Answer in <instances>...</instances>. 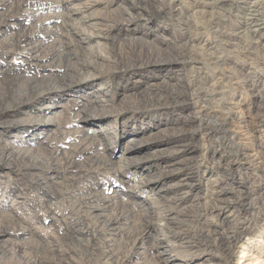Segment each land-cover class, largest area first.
I'll list each match as a JSON object with an SVG mask.
<instances>
[{
    "label": "rangeland",
    "instance_id": "1",
    "mask_svg": "<svg viewBox=\"0 0 264 264\" xmlns=\"http://www.w3.org/2000/svg\"><path fill=\"white\" fill-rule=\"evenodd\" d=\"M263 23L264 0H0V76L7 69L15 78L6 85L0 77V114L10 115L1 123L19 122L0 126V147L54 161L59 171L75 163L46 190L0 162V264H264ZM50 78L70 86L52 92L43 81ZM31 87L41 95L24 102ZM169 90L182 91L176 105L163 100ZM77 91L108 101L109 116L94 110L76 120L67 104ZM84 130L99 145L86 142L88 152L69 157ZM130 150L137 158L116 165ZM102 157L112 164L95 163ZM85 196L105 200L112 217L139 201L153 215L172 209L169 223L185 241L171 244L174 233L158 224L135 243L124 233L97 235L93 214L75 204ZM133 213L124 228L141 210ZM72 230L81 238L64 241ZM236 234L225 257L220 236ZM243 251L249 256L240 259Z\"/></svg>",
    "mask_w": 264,
    "mask_h": 264
},
{
    "label": "bare ground",
    "instance_id": "2",
    "mask_svg": "<svg viewBox=\"0 0 264 264\" xmlns=\"http://www.w3.org/2000/svg\"><path fill=\"white\" fill-rule=\"evenodd\" d=\"M7 1V0H6ZM162 1V0H160ZM165 1V0H164ZM170 2V1H169ZM167 2L166 5H169L170 3ZM260 2V1H258ZM257 2V3H258ZM22 3V2H21ZM172 3V2H171ZM255 3V2H254ZM256 3V4H257ZM262 3V2H261ZM230 4V3H229ZM171 5V4H170ZM162 6V5H160ZM171 7V6H170ZM217 7V6H216ZM219 7V6H218ZM159 8V7H158ZM135 9V8H134ZM168 9H170L168 7ZM164 10V9H163ZM257 10V9H256ZM168 11V10H167ZM166 11V12H167ZM170 11V10H169ZM228 11V10H227ZM172 12V11H171ZM250 12V11H249ZM255 12V11H254ZM175 14V13H174ZM128 17H129V14L127 13ZM260 15V14H259ZM172 16V15H171ZM262 16V15H261ZM209 18V17H208ZM10 19V18H9ZM124 20V19H123ZM170 20V18H169ZM103 23V22H102ZM171 23V22H170ZM104 24V23H103ZM225 24V23H224ZM264 24V23H263ZM227 26V25H226ZM216 27V26H215ZM224 28V27H223ZM232 29V28H231ZM218 31V29H217ZM245 31V30H244ZM258 31L262 32V28L260 27V29H258ZM264 31V30H263ZM127 32V31H126ZM217 33V32H216ZM229 34V33H228ZM244 34V32H243ZM221 35V34H220ZM228 36V35H227ZM243 36V35H242ZM261 37H264V35H261ZM217 38V37H216ZM23 41H26V38L25 39H22ZM246 42V41H245ZM18 43H20V40H10L8 44L9 47H14V46H18ZM21 43H23L21 41ZM252 43V42H251ZM29 44V43H28ZM38 44L37 42L33 43L32 46L28 49L29 52L33 51V52H36V49L38 47ZM247 44V42H246ZM256 44V43H255ZM209 46V45H208ZM237 46V45H236ZM248 46V45H247ZM62 47V46H61ZM201 48V46H200ZM182 49V48H181ZM202 49V48H201ZM205 49V48H204ZM207 49V47H206ZM195 53V52H194ZM193 53V54H194ZM211 53V52H210ZM71 54V53H70ZM182 54V53H181ZM192 54V55H193ZM13 55V54H12ZM28 55V54H27ZM207 55V54H206ZM65 59L68 58V60L70 59V55L69 54H65ZM182 57V56H181ZM193 57V56H192ZM72 58V57H71ZM180 58V57H178ZM149 59V58H148ZM147 59V60H148ZM194 59V58H193ZM220 60V58H218ZM44 60V58H40L38 59V57H32L31 58V61L34 63L38 62V61H42ZM78 60V59H77ZM216 60V59H215ZM195 61V60H193ZM197 61V60H196ZM195 61V62H196ZM205 61V60H204ZM208 61V60H207ZM150 62V61H149ZM190 62V61H189ZM77 63V62H76ZM197 63V62H196ZM199 63V61H198ZM41 64V63H40ZM202 64V62L200 63ZM204 64V63H203ZM79 65V64H78ZM194 65V64H193ZM209 65V64H207ZM40 66V65H38ZM205 65H203L204 67ZM202 67V66H200ZM193 69V68H192ZM199 69V67H198ZM197 69V71H198ZM201 70V69H200ZM4 71V70H2ZM75 71V70H74ZM191 71V70H190ZM194 71V70H192ZM203 71V70H202ZM196 72V71H195ZM194 73V72H193ZM21 74V73H20ZM194 75V74H193ZM196 75V74H195ZM2 79L1 81L3 83H5L6 85H10L11 82L14 81V79L11 77V74L9 73V71H7V69L5 70L4 73H1V76ZM86 80V79H85ZM85 80H82V82H84ZM43 81H46V87L47 89H51L52 92H63L68 86H70V84H66L64 82V79H58V81H56V79H47V80H43ZM34 83H36V80H32V81H29L28 83V86L29 84L30 85H33ZM65 83V84H64ZM69 83V82H68ZM218 83V82H217ZM216 83V84H217ZM4 85V84H3ZM50 85V86H49ZM199 85V84H198ZM2 86V85H1ZM197 86V85H196ZM195 86V87H196ZM215 86V85H214ZM217 86V85H216ZM45 87V88H46ZM212 87H213V84H212ZM32 90H30L29 92L26 91V88L24 91L25 94L23 96H21V99L24 98V102H27L28 100H30L31 98H34V97H39L41 95V91L38 92V89L36 91V89H34L33 87H31ZM184 88V87H183ZM197 88V87H196ZM214 88V87H213ZM54 89H57V90H54ZM198 89V88H197ZM200 89V88H199ZM101 92L100 93H104L103 91L106 90V88L104 87H101ZM167 90V89H165ZM195 90V89H194ZM201 90V89H200ZM211 90V89H210ZM161 91V90H160ZM174 91H179V90H169L168 92H165L162 94L164 95L165 98H163L164 101H166V103L168 104H171V105H176L179 101H181L182 99V96H180L182 94V91L180 90L179 93L176 95L174 94ZM212 91V90H211ZM223 91V90H222ZM185 92V91H184ZM215 92V91H214ZM80 93V92H79ZM78 91L75 92V94L73 95L74 97V100H72L69 104H67V109L70 113V111H73L72 114H70L71 116H73L76 120H80V121H85L87 122L88 119H89V116L92 115V111L96 110L99 114H102L104 116H109L107 113H104L103 112V109H104V106H103V102H108V101H104L102 99H100V101H96L94 99L92 100H87L85 99V95L84 94H79ZM186 94V93H185ZM212 94V92H211ZM99 97V96H98ZM98 97H94V98H97ZM102 98L104 96H101ZM259 97V96H258ZM100 98V97H99ZM111 98V97H109ZM110 102V101H109ZM209 102V101H208ZM214 102V101H213ZM23 102L20 101V103L18 102H15L13 104H11V107L12 108H15L17 105H20L22 104ZM68 103V102H67ZM1 105V103H0ZM10 117V115L7 114H0V126H3V125H7L9 127L13 126L14 124H17V123H14L11 122V123H1V122H4L3 119L4 118H8ZM61 117V115L59 116V118ZM52 121V119H51ZM56 121V120H55ZM67 121V120H66ZM42 122H47V121H42ZM51 124H54V123H51ZM76 124V123H75ZM82 124V123H81ZM55 125V124H54ZM85 126V125H84ZM56 129H58L59 127V124L56 125ZM81 127V126H80ZM18 129V128H16ZM60 129V128H59ZM77 132H79L77 130ZM81 132H84L83 133V137L80 138L78 141H80V144H76V146L73 148L75 150H72L70 151L69 153V157H77L78 155H84L87 151V148L88 147H83L84 144H86V142H89V141H97V145H99V141H100V136L96 135V136H89L90 135L89 133H87V131H81ZM100 134L102 133V131H95L94 134ZM128 133H130V140L132 141V144L137 142V137L135 136V132L134 130L133 131H128ZM214 134V133H213ZM79 137H80V133L78 134ZM76 136V135H75ZM82 136V135H81ZM220 140V139H219ZM77 141V142H78ZM11 143V142H10ZM79 143V142H78ZM229 143V142H228ZM83 144V145H82ZM230 144V143H229ZM89 145V144H88ZM10 146V145H9ZM8 145L6 146H3V147H0V162L7 166L9 164H13L15 167L13 168L14 171L16 172L17 176L21 177V181L24 180V182H26V184H36L38 186H45L43 188H46V190L52 186L54 184V180L55 179H58L59 176L62 177L63 174H60L59 172L62 171L64 174L65 172H67L68 170L66 169L67 167L69 168H72L71 166H73L75 163L72 162V160L70 162H67L68 161V158H66V167H64L65 169H63L61 166L60 168H62L63 170H60L58 168L55 167L54 164V161H49L48 163H43V161H41L39 158L37 157H34L32 155H30L28 152H25V151H15L14 149H12L11 147H9ZM85 146V145H84ZM230 146V145H229ZM126 151H129L128 149H126ZM56 151H54V154H55ZM132 153L134 152H130L129 153H124L122 154L121 158L115 163L116 165L118 163H121V161L123 162H129L131 163L133 161V159H136L137 156H132L133 158H129L127 155H132ZM53 152L50 154V156H52ZM74 156V157H73ZM99 157V156H98ZM47 159L49 158V160H51L53 158L51 157H46ZM45 158V159H46ZM46 159V160H47ZM74 161V159H73ZM95 161V160H94ZM179 161V160H178ZM182 161V160H181ZM184 161H187L184 159ZM77 162V161H76ZM177 162V161H176ZM95 163H98V164H101V166H110V163L109 160L105 159L104 157L100 159H97L95 161ZM183 163V162H182ZM56 164V163H55ZM64 164V163H63ZM173 164V162H172ZM181 164V163H180ZM182 165V164H181ZM74 167V166H73ZM99 167V166H98ZM106 168V167H105ZM44 172H47L46 174L48 175L47 177H43L44 175ZM43 173V174H42ZM147 174V173H146ZM142 175L145 177V176H148V175H145V172L142 173ZM64 176V175H63ZM142 176V177H143ZM26 180V181H25ZM30 186V185H29ZM53 187V186H52ZM53 189V188H51ZM9 195V194H7ZM93 195V194H92ZM98 195V194H97ZM51 197V196H50ZM91 196H85V197H77L76 201H75V204H76V207L78 209H80L82 211V208L84 209L83 212L86 213L87 215L90 216V214H93V217L95 218V224H98L100 226V229L98 231H94L96 232L97 235H101V236H104L108 233H110V235H114L117 233L118 234H123L124 233V236L126 237L127 241L126 242H129L131 241L132 243H135L137 241H143V239L146 238L147 235L150 234V230H151V227L154 225V224H158L159 226H161L162 230H166L167 233H174L173 237L171 238V244L175 245H179L181 246L183 243V240L184 238H180V236L178 235V233L176 234L174 232V227H171V224L169 223V220L172 219V218H168L169 215L171 216L172 214H170V211L172 209H170V211L168 210L169 208L167 209H164V211L162 210V212L160 214H150V212L148 211V209H146L143 205L144 202L142 201H139L137 202L138 204H135V206H133V210L130 209L128 206H123L120 210H119V213H118V216H108L105 212L107 211V209L110 208V205L109 204H105L104 201H100L98 200V198L96 199V202L97 204H94L93 201H91L90 199ZM103 202V203H102ZM1 203V202H0ZM99 203V204H98ZM109 203V202H108ZM48 204V203H46ZM136 205H140V206H136ZM49 207V206H48ZM139 207V210H141V214L139 215L138 219L136 220V224L131 228L129 226H127V228H124L123 226H125L126 224H130L131 220H133V217H134V213ZM173 208V207H172ZM135 209V210H134ZM71 213V212H70ZM82 213V212H81ZM80 213V214H81ZM138 214V213H137ZM200 217V216H199ZM62 218H65L62 217ZM84 218H85V215H84ZM87 218V216H86ZM90 219V218H88ZM69 221V220H68ZM2 224V223H1ZM77 224L78 226H81V229L83 230H86V229H89L88 227L82 225V221L80 220H77V222L75 223ZM2 228V231H6L7 228L4 227V226H1ZM153 228V227H152ZM238 231V229H236ZM240 231V230H239ZM81 233H79L78 231H71L70 233H67V235L65 236V240L66 241L67 239H71V240H74L75 238L77 237H80L81 238V234L83 231H80ZM234 233V232H232ZM242 233V232H241ZM235 234V233H234ZM237 236H223L221 235L220 236V239H219V243H220V247H221V251L223 252V255L226 257L228 255H230L231 251H232V248L234 246V243H235V238H237L238 240V235L239 234H236ZM122 236V235H121ZM98 237V236H97ZM189 237V236H188ZM106 238V237H105ZM100 239V238H99ZM98 239V240H99ZM104 239V238H103ZM108 239V238H107ZM110 239V238H109ZM191 239V238H190ZM192 240V239H191ZM106 241V239H105ZM105 241L103 243H105ZM109 241V240H107ZM106 241V242H107ZM113 241V240H112ZM76 242H77V239H76ZM111 242V241H109ZM108 242V243H109ZM102 243V244H103ZM108 243L106 244V247H109L108 246ZM140 243V242H139ZM88 244V243H87ZM96 244V243H95ZM209 244V243H208ZM89 245V244H88ZM105 245V244H104ZM125 245V244H124ZM127 245V244H126ZM134 245V244H133ZM94 246V245H93ZM103 247V246H102ZM101 247V248H102ZM105 247V248H106ZM127 247V246H126ZM210 246L208 245H204V250H208ZM98 248V247H97ZM112 248V247H111ZM91 250V249H90ZM210 250V249H209ZM1 251V250H0ZM87 251V250H86ZM103 251V250H102ZM105 251V250H104ZM110 251V250H109ZM94 252V251H93ZM113 252L115 253V250H113ZM117 252V251H116ZM212 252V251H211ZM110 254L111 251L109 252ZM108 254V253H107ZM161 254V253H160ZM164 254H168V253H164ZM242 256L240 259H243V258H246L248 257L249 255L246 254L245 251H243L242 253ZM169 255V254H168ZM103 256V255H102ZM104 257V256H103ZM109 256H107V259H108ZM90 258V257H88ZM110 258V257H109ZM87 264H101L100 260L98 259L96 262H93L92 259H87ZM85 263V264H86ZM103 264H110L108 263V261H104ZM115 264H129L127 261L126 263L123 262V261H120L118 260Z\"/></svg>",
    "mask_w": 264,
    "mask_h": 264
}]
</instances>
